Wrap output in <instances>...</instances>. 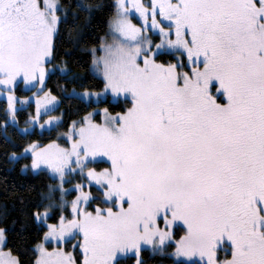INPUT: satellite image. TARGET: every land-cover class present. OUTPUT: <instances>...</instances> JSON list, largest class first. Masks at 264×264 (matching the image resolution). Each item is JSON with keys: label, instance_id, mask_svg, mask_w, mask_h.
<instances>
[{"label": "snow or ice", "instance_id": "snow-or-ice-1", "mask_svg": "<svg viewBox=\"0 0 264 264\" xmlns=\"http://www.w3.org/2000/svg\"><path fill=\"white\" fill-rule=\"evenodd\" d=\"M102 7L0 0V94L9 118L0 128L18 124L17 113L33 102L18 133L37 124L51 133L63 123V114L49 115L62 101L45 87L55 73L54 37L62 24ZM107 7L110 39L91 48L103 88L70 95L103 96L122 110L92 109L55 139L12 153L30 154L22 169L58 181L42 197L48 203L30 212L46 229L31 264H121L130 255L143 264V248L163 254L169 243L168 255L185 258L178 264H264V0H113ZM165 54L174 60L156 58ZM18 78L36 91L18 98ZM99 162L108 166H90ZM75 175L81 179L65 187ZM174 228L183 229L178 239ZM9 244L0 227V264H25Z\"/></svg>", "mask_w": 264, "mask_h": 264}, {"label": "trees", "instance_id": "trees-1", "mask_svg": "<svg viewBox=\"0 0 264 264\" xmlns=\"http://www.w3.org/2000/svg\"><path fill=\"white\" fill-rule=\"evenodd\" d=\"M78 2L100 4L105 7L95 11L90 17L87 13H81L76 18L74 25L62 24L60 33L54 37V59L50 64L55 66V73L47 77L45 87L51 89L53 94L61 99L62 102L56 109V113L63 114V123L51 133L39 131L36 128L26 135L18 133L19 126H26L25 121L28 114L34 113L33 102L17 113L18 124L13 126L9 122L6 130L0 128V227L8 228L10 240L8 246L11 247L14 243L21 249L25 264H31V260L34 258L32 249L46 230L34 223L30 212L38 202L42 201V205L48 203L47 200H42V197L48 194V185H56L57 180L49 173L38 174L31 169H22V165L30 163L31 157L28 155L25 159H15L12 153H20L23 147L32 140L44 144L49 139H55L57 131H65L68 123L78 120L92 109L109 107L112 111H121L123 108L115 101L109 103L106 98L97 102H89L84 99H75L70 95L73 88L76 92H82L84 88L90 91H99L103 88V79L92 66L91 48L99 45L101 37L109 38L108 20L113 12L112 8L107 7L113 3V0H61L62 4L69 5L71 8H74ZM69 19H72L71 16ZM70 28L73 30L69 31ZM152 39L157 41V36L153 35ZM156 58L163 62L174 60V56L169 54ZM60 64H64L70 70L68 76H74L75 79H69L62 74L58 67ZM30 93L31 91L24 90L22 84L18 83L15 93L18 98L29 96ZM6 106V100L0 99V124L9 119L5 112ZM97 119L99 118L97 117ZM60 143H64V141L61 140ZM92 166L103 168L108 164L99 162ZM80 179L79 175H75L66 185ZM93 191H95L94 188ZM74 195L73 192L68 197ZM95 203L97 204L99 201H93V207ZM105 206L102 204V207ZM53 212L55 214L49 222L56 221L59 209H54ZM22 226H24L23 230ZM182 234V228L176 229V238ZM174 247V243H169L163 254L153 253L147 248L142 249L143 264H178V260L167 254ZM222 254L227 255L221 250L220 258H222ZM121 264H135V256L130 255L122 259Z\"/></svg>", "mask_w": 264, "mask_h": 264}, {"label": "rangeland", "instance_id": "rangeland-1", "mask_svg": "<svg viewBox=\"0 0 264 264\" xmlns=\"http://www.w3.org/2000/svg\"><path fill=\"white\" fill-rule=\"evenodd\" d=\"M133 22L134 23H141V21L138 19V17H136L135 15L133 16ZM151 38H152V36H151ZM109 39H110V37H109ZM158 39H159V37L157 36V41H158ZM49 67H53V68H55V66H53L52 64H49ZM98 74V73H97ZM18 80H19V83L20 84H22V86H23V89L24 90H26V91H29L28 89H27V87L24 85V83H23V81H22V79H20V78H18ZM34 91H36V89H31V93L32 92H34ZM100 91V90H99ZM99 91H96V92H99ZM31 93H30V95H31ZM29 95V96H30ZM0 99H4V100H6V102H7V99H6V93H4V94H0ZM101 99H104V97L103 96H101L100 98H99V100H101ZM99 100H97V98H92V101H95V102H97V101H99ZM87 101V100H86ZM34 107H35V105H34ZM49 115H56V116H60L61 114L60 113H56V110L54 111V112H51V113H49ZM45 119H46V117H44ZM42 122V121H41ZM26 127V126H25ZM25 127H20L19 126V129H23V128H25ZM27 127H28V129H29V131H31V130H33V127L34 128H36V129H38L39 131H42L41 129H40V127H39V125L37 124V125H35V126H33V125H27ZM29 156H30V154H28ZM13 158H15V157H13ZM15 159H17V158H15ZM90 166H92V165H90ZM94 167V166H93ZM56 179V178H55ZM71 179V178H70ZM69 179V180H70ZM57 180V179H56ZM58 182V181H57ZM76 182H78V181H75L74 183H72V184H69V185H66L65 184V187H69L70 185H73V184H75ZM57 184V183H56ZM72 197H67V199H71ZM96 204V203H95ZM102 206V205H101ZM106 207V206H105ZM175 231H176V229L174 228V233H175ZM176 238V237H175ZM176 239H178V238H176ZM50 245V246H49ZM49 245H47L48 247H53L54 245H52V244H49ZM150 249L151 250V248L150 247H145V248H143V249ZM152 251V250H151ZM223 251V250H222ZM172 252V251H171ZM170 252V253H171ZM156 253H159V252H156ZM223 253H226L225 251H223ZM134 256V255H133ZM225 256H226V254H222V258L221 259H223V258H225ZM176 260H181V259H185V258H176V257H174ZM196 259H198V258H196Z\"/></svg>", "mask_w": 264, "mask_h": 264}]
</instances>
